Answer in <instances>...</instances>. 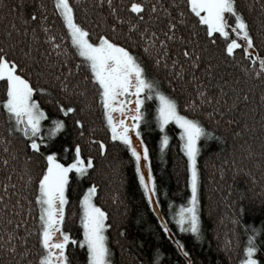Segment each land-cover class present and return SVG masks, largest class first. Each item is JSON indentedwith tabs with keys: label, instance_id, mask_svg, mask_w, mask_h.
Returning <instances> with one entry per match:
<instances>
[{
	"label": "trees",
	"instance_id": "16d2710c",
	"mask_svg": "<svg viewBox=\"0 0 264 264\" xmlns=\"http://www.w3.org/2000/svg\"><path fill=\"white\" fill-rule=\"evenodd\" d=\"M69 2L76 21L87 28L93 40L107 34L127 46L160 90L177 100L181 113L200 120L213 135L197 142V239L191 233L180 232L174 220V212L191 195L187 159L181 151L175 123H169L161 132L156 126L154 102L145 101L141 139L149 152L148 167L156 185V211L144 196L135 159L127 146L113 141L107 131L97 87L84 79L89 75L86 66L81 63L77 67L81 58L54 8L55 0H0V49L21 62L25 74L31 73L34 86L45 87L51 94H34L46 110L48 118L42 122L45 127L52 119L64 118L49 102L52 97L63 100L68 96L77 106L84 107L79 114L84 120L82 137L71 118H67L66 130L54 137L50 145L42 146L45 154L54 150L61 162H71L72 152L64 153L63 146L78 142L82 154L94 158V166L85 176L70 173L63 230L74 239H82L79 200L87 188L95 185L92 199L107 214L105 222L109 227L105 234L113 264H152L154 249L163 253L161 264H187L178 254L175 239L190 253L192 264H239L253 227L257 229L254 239L259 248L255 255L264 264V82L254 76V71L259 70L258 61L245 57L240 49L234 50L235 58L228 56L224 51L227 38L218 34L208 38L204 26L192 14L186 12L181 17L180 12L186 11V0H144L156 5L152 14L155 20L148 18L147 11L142 20L136 19L126 8L129 0H111L115 13L109 0ZM235 3L253 37L251 51L264 55V0ZM164 8L170 15L164 13ZM120 17L124 23H120ZM169 19L177 25L176 29H168ZM131 25L137 27L132 29ZM145 30L146 34L141 35ZM193 31L196 35L191 34ZM173 32L176 39H166ZM161 40L165 44L161 45ZM189 40L199 50L196 69L182 55L185 47L191 48ZM61 81L68 85V92L61 89ZM79 92L85 94L79 96ZM198 92L211 96V102L202 103L204 97ZM245 93L247 100L243 99ZM3 96L0 83V98ZM185 104L189 107L185 108ZM214 109L218 111L213 112ZM10 126L12 122L0 107V264H37L39 206L35 197L46 162L27 146L20 132L14 128L9 132ZM165 134L169 144L161 150L160 139ZM90 136L93 142H89ZM98 140L106 145L103 154L95 143ZM161 221L169 223L171 236L161 230ZM9 233L15 238L13 241H9ZM13 245L16 251L10 252ZM21 252L27 254L20 255ZM69 252L72 264H86V249L74 245Z\"/></svg>",
	"mask_w": 264,
	"mask_h": 264
},
{
	"label": "snow or ice",
	"instance_id": "6c2138e0",
	"mask_svg": "<svg viewBox=\"0 0 264 264\" xmlns=\"http://www.w3.org/2000/svg\"><path fill=\"white\" fill-rule=\"evenodd\" d=\"M109 7L112 13L116 12V9L111 7V0H109ZM54 8L59 12L63 24L67 28L76 55L81 58L76 62L77 67L79 68L83 63L89 72V75H86L84 79L94 83L97 87V95L103 110L107 131L110 132L113 141H120L127 146L128 151L135 159L139 183L143 188L147 202L152 207H158V201L153 199L157 195L153 173L149 170L145 174L141 170L142 158L145 164L149 160L148 149L144 146V141L139 139L141 125L145 120V101L153 99L156 101L155 120L157 121L156 126L161 132H164L165 126L169 122H174L181 130V151L187 156L190 172L188 187L191 189V195L186 204H181L174 212V220L180 232L191 233L198 239L200 217L198 215L199 201L197 199V170L195 167L199 151L197 142L202 137H211L213 133L208 131L200 120L181 113L177 100L160 90L157 82L149 78L147 68L127 46L107 34H100L93 40L87 28L76 21L69 0H55ZM126 8L130 14H135V18L138 20L143 19L146 11L150 20L156 19L152 15L156 12L155 4H146L144 0H129ZM185 9L186 11L180 12V16H185L186 12L192 14L194 20L204 26L208 38H213L215 34H218L228 39L224 48L228 56L235 58L234 50L240 49L245 57L258 61L259 70L254 71V76L264 82V55L257 56L251 51L254 47V40L246 20L237 10L235 0H186ZM163 11L165 14H169L167 8H164ZM226 14L234 19V24L226 23ZM119 19L120 23H124L123 17ZM136 27L137 25H131L132 29ZM167 27L174 30L177 25L169 19ZM229 28L236 38L229 36V30H227ZM112 30L115 32V24L112 25ZM145 34L146 30L141 33V35ZM191 34L196 35V32L193 31ZM237 38H239V43ZM166 39L175 40L174 32ZM159 43L163 45L165 41L161 40ZM187 43L191 45V48L185 47L182 55L191 62V67L196 69L200 60L199 50L196 45H192L190 40ZM54 47L56 46L54 45ZM145 50L147 51V49ZM24 55L27 56L28 53ZM208 75L211 76V73L209 72ZM30 76L31 73L25 74L24 67L15 56H10L0 49V83L4 88V96L0 98V107L6 112L8 120L12 122V126L8 130L11 132L14 128L20 132L26 138L27 146L35 153H39L46 162V166L42 168V175L38 178V194L35 197L39 206L37 239L40 254L37 264H72L69 248L74 245L86 249V264H113L105 234V229L109 227L105 222L107 214L92 200L96 194L95 185L90 186L79 200L80 223L83 229L82 239H74L70 232L63 230L62 226L65 220V205L68 200L66 188L70 182V173L74 172L77 176H85L94 166V158L91 155L85 157L82 154V145L78 142L63 146L64 153L72 152L71 162H61L57 151L49 150L47 154L42 151V146L50 145L54 137L66 130L67 118H71L79 135L81 137L84 135V120L79 115L84 112V107L77 106L76 101L68 96H65L63 100L52 97L49 102L64 118L52 119L45 127L42 122L47 120V113L38 99L34 98V94H48L49 96L51 94L45 87L34 86ZM177 76H180V73H177ZM60 87L65 92L69 91L68 85L63 81H61ZM84 94V92L78 93L79 96ZM197 95L204 97L202 103H210L212 100L211 96L205 97L204 92H198ZM243 99H248L247 93L244 94ZM235 106V103L231 105L233 108ZM184 107L187 108L189 105L185 104ZM215 111L218 109L213 110V112ZM117 114L119 115L117 116ZM223 114V112L220 113V115ZM132 133H135L143 152L138 150L134 144ZM93 139L90 136L89 142H93ZM95 143L98 144L99 152L103 154L106 150L104 141L98 140ZM168 144V135H162L159 145L161 150ZM4 163L6 165L8 161L5 160ZM160 228L166 235L171 236V229L167 221H161ZM251 232L252 235L247 237V242L242 249V258L239 264H260L255 255L259 251L258 242L254 239L257 229L253 227ZM8 239L13 241L15 238L9 233ZM174 243L178 254L183 256L187 264H192L190 253L185 249L183 243L178 239H175ZM9 251L15 252V246L10 247ZM26 254L20 253V255ZM162 256V252L154 249L152 264H161Z\"/></svg>",
	"mask_w": 264,
	"mask_h": 264
},
{
	"label": "rangeland",
	"instance_id": "374dc122",
	"mask_svg": "<svg viewBox=\"0 0 264 264\" xmlns=\"http://www.w3.org/2000/svg\"><path fill=\"white\" fill-rule=\"evenodd\" d=\"M226 23L228 24V25H231V24H234V19L229 15V14H226ZM227 30H229V36L230 37H234V38H236L235 37V34L234 33H232L231 31H230V28L229 29H227ZM239 39V38H238ZM252 50V49H251ZM153 102H154V109H155V107H156V101L153 99L152 100ZM119 114H117V116H118ZM156 123H157V121H156ZM169 123H171V122H169ZM177 126V125H176ZM178 127V126H177ZM180 129H179V127H178V132L180 133ZM132 136H133V142H134V144L137 146V148H138V150H140L141 152H143V148L139 145V143H138V139L135 137V133H132ZM139 139H141V137L139 138ZM180 144H181V140H180ZM145 146V145H144ZM186 159H187V156H186ZM135 165H136V161H135ZM187 165H188V161H187ZM195 167H196V165H195ZM141 170L145 173V174H147V172L150 170V167H148V161L146 162V164H145V162L143 161V158H142V160H141ZM196 170H197V168H196ZM188 176H190V172H189V170H188ZM197 178H198V176H197ZM88 189V188H87ZM197 190H198V186H197ZM84 194V193H83ZM83 194H82V196H83ZM93 200V199H92ZM155 200V199H154ZM154 210H156V207H152ZM157 211V210H156Z\"/></svg>",
	"mask_w": 264,
	"mask_h": 264
}]
</instances>
